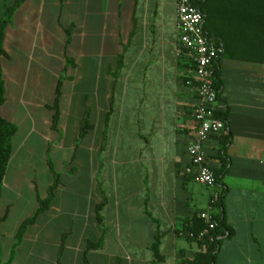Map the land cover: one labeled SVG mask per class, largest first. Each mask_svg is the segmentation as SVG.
Returning a JSON list of instances; mask_svg holds the SVG:
<instances>
[{"label":"crops","instance_id":"0c3cea01","mask_svg":"<svg viewBox=\"0 0 264 264\" xmlns=\"http://www.w3.org/2000/svg\"><path fill=\"white\" fill-rule=\"evenodd\" d=\"M175 1L0 0V19L18 2L1 58L0 117L16 132L0 195V262L54 175L53 198L11 264H193L204 251L179 235L216 188L184 172L198 99ZM218 77L217 111L231 134L220 182L231 235L214 264H264V63L224 56ZM219 142L203 146L212 170Z\"/></svg>","mask_w":264,"mask_h":264},{"label":"trees","instance_id":"16d2710c","mask_svg":"<svg viewBox=\"0 0 264 264\" xmlns=\"http://www.w3.org/2000/svg\"><path fill=\"white\" fill-rule=\"evenodd\" d=\"M196 4L204 16L203 28L205 33L209 38L219 42L223 49V53L214 64L213 70V86L216 90L217 101H219L222 83L218 77V62L222 57L264 63V0H198ZM17 5L18 2L14 6L5 7L2 18L0 19V107L5 99L1 68V58L3 56L2 45L9 17ZM215 114L224 121L226 127V114L218 111ZM15 132V126L0 117V195L2 180L12 152L11 141ZM217 136L220 137L218 160L221 165L218 170H212L215 177L216 192L218 193L213 203V209H217L219 212L218 215L213 216L217 226L210 232L209 236L201 241H196L199 247L204 248V251L195 256L193 264H214L216 251L222 238H228L231 235L221 213L226 189L220 184L222 177L228 171L229 159L226 151L230 144L231 134L224 129ZM56 186L57 175H54V180L47 189V198L38 201V208L20 226L7 260L0 262V264L12 263L15 257V250L20 245L27 227L49 205ZM203 227L204 224L201 221L191 220L186 224L183 231L189 230L197 232L202 230ZM158 242L159 237L157 236L151 245L155 257H157Z\"/></svg>","mask_w":264,"mask_h":264},{"label":"built area","instance_id":"2783aa9c","mask_svg":"<svg viewBox=\"0 0 264 264\" xmlns=\"http://www.w3.org/2000/svg\"><path fill=\"white\" fill-rule=\"evenodd\" d=\"M197 1H175V27L179 47L193 66L198 99L197 105L190 113L195 122V133L193 142L186 148L189 166L184 169V172L186 175H191L196 183L214 189L215 177L207 162L203 146L212 136L219 135L225 129L224 121L215 114L218 101L213 86L214 64L222 55L223 49L219 42L209 38L205 33L204 16L196 4ZM217 195V192L211 195L207 209L198 215V219L204 224L202 230L197 232L185 230L179 233L180 236L194 241H201L209 236L217 226L210 213Z\"/></svg>","mask_w":264,"mask_h":264}]
</instances>
